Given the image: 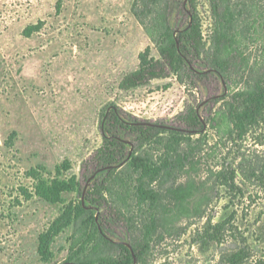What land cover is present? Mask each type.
Masks as SVG:
<instances>
[{"label": "rangeland", "instance_id": "obj_1", "mask_svg": "<svg viewBox=\"0 0 264 264\" xmlns=\"http://www.w3.org/2000/svg\"><path fill=\"white\" fill-rule=\"evenodd\" d=\"M135 0H0V264H107L128 248L125 209L116 194L131 187L117 177L96 224L66 227L50 242V261L39 254V238L67 211L87 205L95 179L92 158L103 145L114 110L126 122L165 130L194 106L204 120V145L194 163L163 174L155 184L163 237L141 264H221L239 247L248 264L264 260V124L244 140L222 106L235 91L264 82V0H172L170 22L187 26L193 8L201 24L197 45L177 73L125 91L124 77L138 70L151 35L136 19ZM236 14L225 58L233 67L223 79L210 70L223 10ZM32 25H40L30 37ZM197 48V49H196ZM132 148L133 136L117 131ZM223 166L236 171L223 185ZM117 172V173H118ZM76 178L75 191L52 204L41 189L59 178ZM120 212L114 214V210ZM113 209V210H112ZM230 221L233 235L223 244L203 246L208 222ZM253 262V263H252ZM133 264H139L134 261Z\"/></svg>", "mask_w": 264, "mask_h": 264}, {"label": "trees", "instance_id": "obj_2", "mask_svg": "<svg viewBox=\"0 0 264 264\" xmlns=\"http://www.w3.org/2000/svg\"><path fill=\"white\" fill-rule=\"evenodd\" d=\"M172 0H135L133 12L138 22L150 32L151 42L159 54V58L151 55L148 48L140 56L138 70L128 74L122 80L120 88L125 91L156 79L167 77L168 71L179 72L186 63V54L197 45L201 37V24L195 8L189 16V22L182 29L174 28L170 22ZM236 21L234 11L226 7L219 21L215 36V49L209 69L226 78L233 67L231 58H225L228 37L231 35ZM40 25L29 26L24 35L30 37L39 31ZM197 49V48H196ZM222 106L226 112L232 130L239 140H244L253 130L264 124V82L256 81L248 89L232 93L228 99L222 98ZM179 128L165 130L154 126L131 124L126 122L114 110L108 117L103 145L92 158L95 172L103 179H95L87 192V205H69L64 215L53 227L39 238V254L43 261H50V242L66 227L73 226L82 231L96 224L98 208L106 201L115 179L122 175L118 167L123 164L124 173L131 187L127 194H116L117 201L124 206V222L129 234L128 245H119L122 250L120 260L107 264H139L146 262L153 249L160 244L161 222L159 207L162 194L156 188L158 179L165 173L173 175L183 170L188 163H194L204 145L201 135L205 129L204 120L194 106H187L178 116ZM117 131L133 136L132 148L124 143ZM118 172V173H117ZM236 171L223 166L219 172L223 185L228 180L235 181ZM78 187L76 178L70 180L55 179L51 185L44 186L40 195L52 204L62 201L64 193L75 191ZM114 214L120 212L115 208ZM113 210V209H112ZM230 221L213 223L212 220L200 234L201 243L207 247L212 244H223L234 231ZM250 251L245 247L235 248L223 254L221 264H248ZM253 263V262H252ZM254 264H264L263 259Z\"/></svg>", "mask_w": 264, "mask_h": 264}]
</instances>
